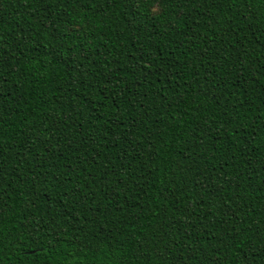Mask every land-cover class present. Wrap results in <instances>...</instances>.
Masks as SVG:
<instances>
[{
  "label": "trees",
  "instance_id": "obj_1",
  "mask_svg": "<svg viewBox=\"0 0 264 264\" xmlns=\"http://www.w3.org/2000/svg\"><path fill=\"white\" fill-rule=\"evenodd\" d=\"M0 264H264V0H0Z\"/></svg>",
  "mask_w": 264,
  "mask_h": 264
}]
</instances>
